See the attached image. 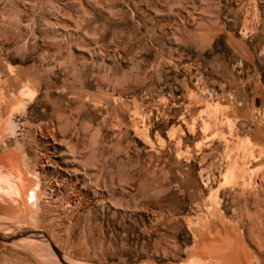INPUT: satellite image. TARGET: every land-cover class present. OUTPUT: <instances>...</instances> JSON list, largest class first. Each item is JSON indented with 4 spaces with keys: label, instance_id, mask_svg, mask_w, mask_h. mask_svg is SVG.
Returning a JSON list of instances; mask_svg holds the SVG:
<instances>
[{
    "label": "rangeland",
    "instance_id": "1",
    "mask_svg": "<svg viewBox=\"0 0 264 264\" xmlns=\"http://www.w3.org/2000/svg\"><path fill=\"white\" fill-rule=\"evenodd\" d=\"M257 73L264 0H0V264H264Z\"/></svg>",
    "mask_w": 264,
    "mask_h": 264
},
{
    "label": "crops",
    "instance_id": "2",
    "mask_svg": "<svg viewBox=\"0 0 264 264\" xmlns=\"http://www.w3.org/2000/svg\"><path fill=\"white\" fill-rule=\"evenodd\" d=\"M247 80H249L248 77L229 75L223 78V84L229 85L230 96L235 95L236 106L231 105L233 116L240 121V126L246 127L249 141L255 145H262L264 144V125H262L264 124L262 121L264 120V79L262 74L257 73V78H254L252 82L246 83ZM245 93L248 98H241ZM255 113L258 114V117ZM257 119L260 120L259 123H257ZM195 142L193 140L190 143ZM227 223H231V221Z\"/></svg>",
    "mask_w": 264,
    "mask_h": 264
},
{
    "label": "bare ground",
    "instance_id": "3",
    "mask_svg": "<svg viewBox=\"0 0 264 264\" xmlns=\"http://www.w3.org/2000/svg\"><path fill=\"white\" fill-rule=\"evenodd\" d=\"M22 184H23V183H22ZM18 186H19V185H18ZM30 191H31V190H30ZM18 192H19V191H18ZM33 192H34V191H33ZM32 197H33V196H32ZM32 197H31V200H32ZM29 198H30V197H29ZM31 200H30V201H31ZM26 240H28V239H26ZM64 260L67 261V263H69L68 260H66L65 258H64ZM73 263H74V262H73ZM73 263H72V264H73ZM188 264H208V262H206V261H205V262H202V261L200 260V258H199V259H193V258H192L191 260H189Z\"/></svg>",
    "mask_w": 264,
    "mask_h": 264
},
{
    "label": "water",
    "instance_id": "4",
    "mask_svg": "<svg viewBox=\"0 0 264 264\" xmlns=\"http://www.w3.org/2000/svg\"><path fill=\"white\" fill-rule=\"evenodd\" d=\"M52 249L57 253V250H56L54 247H52ZM58 258H59V261H60L62 264H66V263L63 261V259L61 258V256H58Z\"/></svg>",
    "mask_w": 264,
    "mask_h": 264
}]
</instances>
